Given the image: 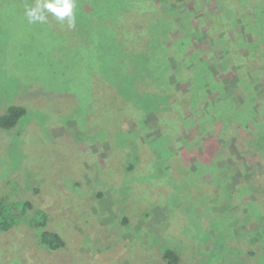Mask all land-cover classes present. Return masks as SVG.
Instances as JSON below:
<instances>
[{
	"label": "rangeland",
	"instance_id": "rangeland-1",
	"mask_svg": "<svg viewBox=\"0 0 264 264\" xmlns=\"http://www.w3.org/2000/svg\"><path fill=\"white\" fill-rule=\"evenodd\" d=\"M95 2L75 0L69 29L29 24L35 0H0V114L27 110L0 128V203L31 199L65 241L0 228V264H169L164 249L175 264H264V0ZM122 30L164 91L131 118L110 88L132 56L96 46ZM240 53L262 67L234 85Z\"/></svg>",
	"mask_w": 264,
	"mask_h": 264
},
{
	"label": "trees",
	"instance_id": "trees-1",
	"mask_svg": "<svg viewBox=\"0 0 264 264\" xmlns=\"http://www.w3.org/2000/svg\"><path fill=\"white\" fill-rule=\"evenodd\" d=\"M174 1L181 2L185 0H174ZM95 3H97L100 6L101 4L99 3L109 6V8L112 7L110 0H104V2H95ZM105 10L107 9L105 8ZM95 12L96 13L101 12V9L100 10L95 9ZM139 20L141 22L144 21V20L142 21V19H139ZM121 21H119V25H121L122 28H124L123 23L126 24V22L123 21V19ZM255 23H257V20ZM172 25H171L172 27L171 30L181 34V31H176V29L174 28V24ZM124 32H128V30L121 31V35H122L121 40H118L117 42H111V43L107 41V36L105 35V33L97 34L96 46L98 47V45H100L101 47H103V49L105 47H110L111 51L114 50L115 53L119 51V54H122L130 58L132 55H131L130 50L128 49V44L125 41ZM157 37L158 35L155 36L156 39H158ZM237 56H240L242 62L237 61L236 58L232 57V60H230V62H231V65L234 71L236 72V73L234 72L236 76L233 77L232 75V77L228 78V82L234 83V85L237 82L235 81L236 78H244V76H240V71L250 72V69H251V72H253L254 70H258V68L260 69L262 67V63H259L258 65V61L254 57H252V59L246 60L241 53L240 55H236L235 57ZM148 58L149 57H147V55L140 56L139 54H136L132 56L130 58L132 60L130 61V65L128 67L129 69L128 74L124 76L120 73L121 71H118L120 73L119 75L117 74V71H116L115 76L111 77V80H112L111 87L112 88L109 87L111 89L110 96L113 99V101L118 102L122 106H125L124 111H125V114L128 115L127 118H131L132 116H135L133 115L135 111L138 112L139 114L140 113L144 114L145 111L143 110L144 111L143 112L141 110V112H139L138 108L140 106L144 108L143 103L151 99V97L155 96L154 92H150L149 88L152 89L154 85L156 86L157 84L156 81L159 79V77L157 78L156 81H153L151 74H153L155 77L156 72L152 69L147 68V66L145 67V65H147L146 62H148L147 60H149ZM136 61L139 65L136 63ZM143 73L146 79L141 77ZM254 79L255 78H252L250 80L253 81ZM218 81H221V80L218 79ZM119 84H120L119 86L120 89L118 90ZM153 90L154 91L158 90L160 91V93H164V91L160 90L159 88H153ZM120 91H122V94H123L121 99L118 98V94L120 93ZM136 106H137V109L135 108ZM5 109H4L5 113L0 114V128L6 129V130L14 128L18 124L19 120L23 116H25L27 113L26 108L23 107L22 105L8 104V106ZM117 110L119 112L123 111L121 108H118ZM151 113H153L152 122L156 124L155 122L157 121L156 112H151ZM211 125H212V122H211ZM107 142H109L108 139H107ZM113 146H114V142H113ZM133 168H134V165L132 163L126 165V170L128 171H131ZM33 191L39 193V191L36 190L35 188ZM99 195L101 194L99 193ZM47 216H48L47 212L40 207H36L35 203L31 199H24V198L16 197V199H9V200L3 199L0 203V228L2 230H5L9 226H12V225L19 226L20 224L26 222L34 228L35 232H39L38 243L40 246L50 251H57L58 249L62 248L65 245V241L63 237L59 234V232H57V230L55 229L53 230L52 228L49 227L53 223L54 219L51 220L49 224ZM134 220L135 219L133 217L126 216V217H122L120 223L125 225L127 223L133 222ZM162 258L163 260L165 259L169 264H175L178 261L177 253L171 249H166V250L164 249L162 251Z\"/></svg>",
	"mask_w": 264,
	"mask_h": 264
},
{
	"label": "clouds",
	"instance_id": "clouds-1",
	"mask_svg": "<svg viewBox=\"0 0 264 264\" xmlns=\"http://www.w3.org/2000/svg\"><path fill=\"white\" fill-rule=\"evenodd\" d=\"M75 7V0H35L32 6H25L24 16L29 24H45L51 15L71 29L76 23Z\"/></svg>",
	"mask_w": 264,
	"mask_h": 264
}]
</instances>
